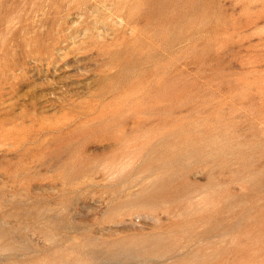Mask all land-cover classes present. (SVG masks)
Here are the masks:
<instances>
[{
	"label": "rangeland",
	"instance_id": "1",
	"mask_svg": "<svg viewBox=\"0 0 264 264\" xmlns=\"http://www.w3.org/2000/svg\"><path fill=\"white\" fill-rule=\"evenodd\" d=\"M0 264H264V0H0Z\"/></svg>",
	"mask_w": 264,
	"mask_h": 264
}]
</instances>
